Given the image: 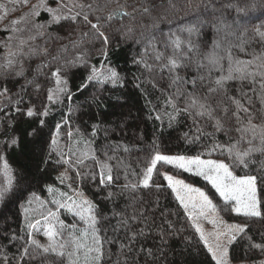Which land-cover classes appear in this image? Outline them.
Here are the masks:
<instances>
[{"label":"snow or ice","instance_id":"obj_1","mask_svg":"<svg viewBox=\"0 0 264 264\" xmlns=\"http://www.w3.org/2000/svg\"><path fill=\"white\" fill-rule=\"evenodd\" d=\"M22 7L28 12L8 20ZM173 11L184 12L183 22L165 31ZM42 13L46 18L38 22ZM5 20L0 98L8 111L0 107V211L15 207L22 219L18 231L0 236V264H162L169 237L180 231L168 212L158 211L162 197L182 209L195 232L187 242L202 244L209 264H235L237 247L244 252L239 264H264V52L236 55H248L249 32L264 43V23H257L264 21V0H184L180 8L176 0H4L0 22ZM53 26L56 31H49ZM115 34L135 50L131 62L140 74L134 86L142 89L148 118L186 128L179 139L198 146L196 154H165L153 139L148 148L106 144L102 160L93 146L101 123L87 134L73 125L77 92L91 85L85 104L99 107L105 92L124 87L109 57ZM93 49L98 64L91 62ZM73 69L85 73L76 92L69 84ZM8 84H19L15 99ZM65 101L68 112L49 129L54 106ZM25 137L44 144L36 168L44 177L55 173L51 182L34 186L10 165L6 153ZM134 151L144 153L139 171L117 155ZM184 174L202 179L211 191L186 182ZM85 184L104 193L110 214ZM219 213L243 221L221 227Z\"/></svg>","mask_w":264,"mask_h":264},{"label":"trees","instance_id":"obj_2","mask_svg":"<svg viewBox=\"0 0 264 264\" xmlns=\"http://www.w3.org/2000/svg\"><path fill=\"white\" fill-rule=\"evenodd\" d=\"M4 0H0L3 3ZM36 0H32L35 3ZM184 3V0H176L177 8ZM11 7V5H9ZM163 11V10H162ZM28 12V8L22 7L18 9L14 15H10L8 20L19 18ZM258 15V13H257ZM184 12H169L168 20L166 21L164 27L167 31L168 26L175 28L177 25L181 24ZM46 18V14L42 13L38 22H43ZM8 20L0 22V29L4 27ZM257 23H264V21H258ZM20 27H26V25L21 24ZM49 31L55 32L56 27L53 26ZM60 34H63L61 32ZM22 35H27L23 33ZM8 33L0 32V45H2L7 38ZM248 38L251 39V47L247 48L248 55L245 53L237 52L236 55L241 59L250 58V54L255 51L256 53L264 52V43L257 44L255 39L252 38V33L249 32ZM112 46L109 48V57L112 66L116 67L117 70L124 77V87L115 88L103 94L100 106L97 107L95 104H85L86 99H90L93 87L89 85L88 88L84 89L83 93L77 92L73 97V108L74 111L71 114V119L74 126H79L85 133H88L91 125L93 123H101V130L95 138V144L93 145L98 150V155H100V150L104 148L106 144H136L137 147L148 148L151 145L153 139H156L159 144V148L165 154H176L183 153L188 155H194L198 151V146L187 145L179 137L182 132L186 130L183 126L178 128H168L167 118L163 125L159 121H154L148 118V107H146V100L142 95V89H138L134 86L135 76L140 73L137 68L132 64V56L135 55V50L133 46L125 44L120 40L119 34H115L111 37ZM66 43V41H65ZM92 48L91 45L88 46ZM95 48H99L97 43ZM6 50L0 47V60L3 59ZM92 63L99 62L98 56L95 54V49H93ZM85 73L83 69H73L72 74L69 77V84L73 92H76L79 84L82 82ZM20 83H23L21 81ZM11 89V95L15 99L14 93L19 90V84H8ZM150 91V90H149ZM43 99V97H41ZM155 102V94L149 96ZM34 102H38L33 97ZM68 101H65L63 105L54 106L53 115L48 119L49 129L54 128V125L61 118V113L68 112ZM0 107H5L7 109V101L0 98ZM12 113L8 112V115ZM4 113H0V117H4ZM6 118V117H5ZM104 129H108V134L105 135ZM48 129H45V140L47 139ZM63 132V130H62ZM63 144V139L61 140ZM44 147L43 143H38L33 141L31 137H25L18 148L15 150H9L6 156L9 160L10 165L15 169L16 173L21 176H25L28 180H31L34 186L41 184L44 180L51 182L55 176L52 173L50 177L42 176L37 168L36 164L39 162L40 157L43 155L41 149ZM117 155L122 158L125 164H130L137 171L143 167L144 153L141 151L139 153L132 152L131 154L117 153ZM103 160L104 157L100 155ZM212 158H218L213 156ZM222 158V157H219ZM91 163V162H89ZM115 163V161H112ZM238 175H243V172H238ZM183 178L189 183L205 190L211 191L210 186H207L205 182L198 177H191L188 174H184ZM3 177H0L2 180ZM155 179V177H154ZM121 183L123 179L121 177ZM86 193L93 198L99 205L102 212L105 214H110L111 204L104 200V193L97 192L91 184L84 185ZM42 195H46L43 194ZM214 202H216L214 200ZM123 201H121V204ZM159 212H168L170 214V219L175 222L176 228L180 229L175 235H171L168 240V257L166 262L162 264H209V259L206 252L203 250V245L199 244L197 240L189 244L186 238L194 237L195 232L191 227V222L186 220L183 215L182 209L179 208L177 202L174 199H160ZM171 213H176V215H171ZM228 222L240 223L243 221L242 217H235L227 213H220ZM21 217L19 216V211L17 208L13 207L7 212L0 211V236H4L6 233L12 231H18L21 227ZM261 228L259 223L254 224L250 231L255 235L256 229ZM264 230V229H262ZM41 242L43 238L40 237ZM4 242L0 240V244ZM10 246H5V250H9ZM115 246H113V250ZM15 252V248H11L9 255ZM235 256L238 257L235 263H239V257L244 255L243 249L240 247L236 248Z\"/></svg>","mask_w":264,"mask_h":264},{"label":"rangeland","instance_id":"obj_3","mask_svg":"<svg viewBox=\"0 0 264 264\" xmlns=\"http://www.w3.org/2000/svg\"><path fill=\"white\" fill-rule=\"evenodd\" d=\"M180 178H183V177H180ZM186 182H188V181H186ZM189 183V182H188ZM193 185V184H192ZM194 187H197V186H195V185H193ZM203 190V189H202ZM219 215L221 216V214L219 213ZM222 217V216H221ZM223 218V217H222ZM223 221L225 222L224 223V225H221V227H225L226 225H228V224H233V223H229L228 221H226L225 219H223ZM201 223H203V226L205 227V229L207 230V231H210L211 230V225H208L206 222H201ZM235 264H237V263H235Z\"/></svg>","mask_w":264,"mask_h":264}]
</instances>
